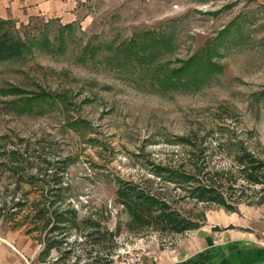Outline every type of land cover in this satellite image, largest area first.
<instances>
[{
  "label": "rangeland",
  "instance_id": "rangeland-1",
  "mask_svg": "<svg viewBox=\"0 0 264 264\" xmlns=\"http://www.w3.org/2000/svg\"><path fill=\"white\" fill-rule=\"evenodd\" d=\"M0 25L32 44L0 61V88L20 91L0 95V145L18 149L17 166H0V244L37 257L44 231L33 215L53 201L51 214L73 207L99 226L72 233L49 264H119L130 250L148 252L150 264L181 247L189 230L110 235L123 219L117 179L159 192L199 227L213 212L264 202V183L247 181L235 159L245 149L264 162V0H0ZM145 31L171 36L158 61L173 67L217 37V68L198 64L181 87L151 84L153 68L124 63L118 50ZM13 99L34 100V111L17 114ZM184 172L196 180L176 176ZM206 183L226 205L192 196Z\"/></svg>",
  "mask_w": 264,
  "mask_h": 264
},
{
  "label": "trees",
  "instance_id": "trees-1",
  "mask_svg": "<svg viewBox=\"0 0 264 264\" xmlns=\"http://www.w3.org/2000/svg\"><path fill=\"white\" fill-rule=\"evenodd\" d=\"M1 26V25H0ZM228 29H225L222 34L224 35ZM171 36L167 37L163 34H154L150 31H145L143 36H137L129 39L127 43L119 47V51L122 52L125 62L135 61L137 64H142L143 69L146 71L153 68V74L150 78L151 84L156 83L159 87H181L186 84V73L190 74V71H195L196 66L203 63L204 69L211 68L216 69L215 62L211 60L212 55L217 49L218 38H215V42L211 41L209 46H205L201 49L199 54L189 58L180 67H173L168 61H158L160 54L167 52V48L171 46ZM223 43V42H222ZM32 44L23 41L20 38L14 37L9 29L0 32V61L6 59H12L21 57L25 51L31 50ZM84 57L93 58L95 55L94 47L85 50ZM144 62V63H142ZM117 65V63H116ZM118 66L120 64L118 63ZM6 89L0 88V95H16L20 91L13 89L6 93ZM36 94L35 100L38 101L39 107L37 110H41V103L46 99L41 95ZM24 98V97H22ZM32 99H13L6 101L8 107L17 114L32 112L36 102ZM23 101V102H22ZM182 142H188L185 137H180ZM16 146L6 147L3 143L0 145V157L5 156V159L0 160V166H17L16 154L18 153ZM237 165L240 167V171L244 178L254 184L264 183V162L255 157L252 153L242 150L235 157ZM14 168V167H10ZM156 174L161 171H169L166 168H158ZM176 176L186 180H196L194 175L188 173H179ZM193 197H196L199 201H211L217 204L226 205L223 194L219 191L217 186L212 183L199 184L193 188ZM263 199V198H262ZM262 200L260 201V203ZM50 203H54L51 201ZM49 203V204H50ZM15 206H21L22 203L16 202ZM44 203L41 208L37 209V212L33 215V220L36 222L35 228L38 227V223H41V229H43V247L38 253V259L40 261H46L51 249L58 248L63 241L67 244L68 238L74 232H79L81 229H88V233H92L97 229L99 224L95 222L90 216L80 217L76 209L68 207L67 209L57 213V210H53L51 214L50 205ZM115 204L120 208V214L123 219H119L114 227V231H111L110 235H118L121 231L132 233L134 235L139 234L143 230L152 229L159 234H179L187 230L195 229L199 227V223L190 217L182 215L177 209L173 208L171 204L160 195L159 192L151 191L147 185H142L130 180L117 179V187L115 190ZM228 206V205H227ZM28 208V206H27ZM4 207H0L2 211ZM30 211H27L25 216L29 217ZM49 225V226H48ZM48 226V227H47ZM47 228V229H46ZM46 229V231H45ZM31 231L27 230L26 232ZM103 233H108L105 231ZM64 251L65 254L69 253ZM83 263V264H93ZM73 264H78L75 261Z\"/></svg>",
  "mask_w": 264,
  "mask_h": 264
},
{
  "label": "crops",
  "instance_id": "crops-1",
  "mask_svg": "<svg viewBox=\"0 0 264 264\" xmlns=\"http://www.w3.org/2000/svg\"><path fill=\"white\" fill-rule=\"evenodd\" d=\"M35 257L8 242L0 244V264H49ZM189 258L188 264H264V202L207 215L204 225L189 230L181 247L162 250L150 264L186 263Z\"/></svg>",
  "mask_w": 264,
  "mask_h": 264
},
{
  "label": "built area",
  "instance_id": "built-area-1",
  "mask_svg": "<svg viewBox=\"0 0 264 264\" xmlns=\"http://www.w3.org/2000/svg\"><path fill=\"white\" fill-rule=\"evenodd\" d=\"M148 252L137 251V250H130L128 251V255L126 256L125 260L119 261V264H147L144 259V256H148Z\"/></svg>",
  "mask_w": 264,
  "mask_h": 264
}]
</instances>
